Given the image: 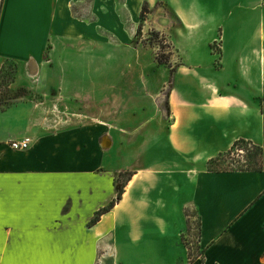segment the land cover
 Instances as JSON below:
<instances>
[{
    "label": "crops",
    "instance_id": "crops-1",
    "mask_svg": "<svg viewBox=\"0 0 264 264\" xmlns=\"http://www.w3.org/2000/svg\"><path fill=\"white\" fill-rule=\"evenodd\" d=\"M159 1L164 79L99 81L100 32L113 59ZM8 62L25 96L0 111V264H264V0H0ZM239 140L262 169L211 170Z\"/></svg>",
    "mask_w": 264,
    "mask_h": 264
},
{
    "label": "rangeland",
    "instance_id": "rangeland-1",
    "mask_svg": "<svg viewBox=\"0 0 264 264\" xmlns=\"http://www.w3.org/2000/svg\"><path fill=\"white\" fill-rule=\"evenodd\" d=\"M115 1L119 4L124 3V0ZM149 10L150 13L147 15L146 21L143 23L142 30L139 31V28H136L131 41H129L128 48H125L124 52L120 50L113 53L114 61H112L113 59L110 57L108 59V56L104 55L107 51H111L112 49L110 44L107 42V34L100 32L102 36H99V38L100 42L103 44L100 43L101 58L99 60V67L101 68L102 73L99 75V81H104L106 79L108 75L107 68H110L111 70L114 68L116 70L114 81L121 80L122 77L124 78L123 72L126 71L127 67L133 70L134 68L143 65H146L149 68V74L156 82L161 81L167 75V69L164 66L167 67L171 63L170 55L172 47L170 46L169 38L163 37L156 28L159 23L164 25H167L168 23L171 24V22H173L172 12L161 1H159L158 5L154 8H151L149 5ZM75 14L80 17H89L90 12L76 7ZM124 17V20L127 22V16ZM131 27V23L128 21L127 28ZM108 46L110 48H106ZM159 59H163V64L159 62ZM140 60L142 61L141 65ZM133 72L134 71L131 73V81L139 77L137 71ZM16 73L17 66L12 62L5 63L2 69H0V111L6 109L7 106L14 102L18 97L25 96V92L23 91L24 88H18L19 86L16 85ZM145 77V75H142V80H144ZM104 85V87L107 86L106 81L104 82ZM166 90H169V87ZM162 102L164 104L167 102V91H165L162 95ZM244 148L245 147H243V149ZM246 149H250V152ZM244 150L245 152L238 151L234 154H227L220 157L219 160L210 165L209 168L211 170H231L246 167L247 165L254 166L255 164H252L250 159H252L251 157H258V150L256 148L253 149L251 145H248V147L246 146ZM255 159L256 158H254V160ZM191 233L192 236L184 238V242L189 247L191 246L190 242H194L195 251L200 253V251L196 248L198 243L197 237L199 234L198 220L194 221ZM108 264H111V262L109 261Z\"/></svg>",
    "mask_w": 264,
    "mask_h": 264
},
{
    "label": "trees",
    "instance_id": "trees-1",
    "mask_svg": "<svg viewBox=\"0 0 264 264\" xmlns=\"http://www.w3.org/2000/svg\"><path fill=\"white\" fill-rule=\"evenodd\" d=\"M150 13V10H149V5H148V2H145L144 6H143V9H142V12H141V24L139 26V31L142 30V26H143V23L146 21V18H147V15H149ZM163 59H159V62L161 64H163ZM174 72L175 70H172V73H171V78H170V81H169V85L170 87L172 86V83H173V76H174ZM169 96V92H167V97ZM167 110H169L168 108V103H167ZM248 145H251L253 149H257L258 150V157H251L252 159H250V162L252 164H255L254 166L253 165H247L246 167H241V168H235V169H231V170H239V171H260L262 169V156H263V151L261 148L255 146L254 144H252L251 142H248L246 140H239L237 142H235V144L233 145V147L231 148V150H229L227 153L221 155L220 157H223L227 154H234L238 151H243L245 152V148L246 146L248 147ZM243 147H245L243 149ZM250 152V149H246ZM218 157L217 159H214L210 162V165L216 163L219 158ZM254 158H256L254 160ZM216 171H220V170H216ZM134 176V172H126V173H123L120 175L119 179H118V182H119V192H118V195H117V198L106 208H103L101 209L98 214L96 215V217L93 219V221L91 222V225L94 226L96 225L100 220H101V217L110 212L116 205L118 202H120L123 198V195H124V192H125V188L127 186V184L129 183L130 180H132Z\"/></svg>",
    "mask_w": 264,
    "mask_h": 264
},
{
    "label": "built area",
    "instance_id": "built-area-1",
    "mask_svg": "<svg viewBox=\"0 0 264 264\" xmlns=\"http://www.w3.org/2000/svg\"><path fill=\"white\" fill-rule=\"evenodd\" d=\"M32 139L30 137H26L22 140H18V141H14L12 143V148L14 150H18V151H24V150H28L30 149L31 145H32ZM243 152V151H241Z\"/></svg>",
    "mask_w": 264,
    "mask_h": 264
}]
</instances>
